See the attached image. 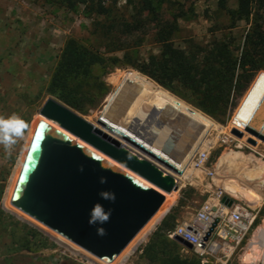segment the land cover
I'll return each mask as SVG.
<instances>
[{"label":"rangeland","instance_id":"obj_1","mask_svg":"<svg viewBox=\"0 0 264 264\" xmlns=\"http://www.w3.org/2000/svg\"><path fill=\"white\" fill-rule=\"evenodd\" d=\"M141 1L136 0L138 6ZM108 4L111 5L112 0H108ZM153 4L164 19L178 18L180 32L175 38L176 44L185 46L187 41L193 40L206 46L224 39L233 41L232 48L239 56L250 24L240 21L234 29L228 28L229 18L219 11L216 0H170V3L153 0ZM229 6L236 8V0H231ZM134 13L133 6H128L124 0L112 7L110 17L96 14L88 5L68 9L63 0H0V121H7L0 126V264H102L75 244L66 243L22 217L9 208L7 202L23 171L36 125L43 117L40 110L48 98L64 104L49 94L47 88L69 38L78 40L82 46L98 51L108 59H123L125 54H130L143 61L160 53V45L155 40L156 23L146 13L141 20L143 24L135 30L121 28L119 33H113L112 39L103 34V28L111 22H132ZM261 72L264 73V70L253 76L246 74V90L233 96L224 124L206 115L214 127L205 135V140L184 171L185 178L123 143L128 156L132 157L130 152L136 153L156 174L172 172L178 177L175 186L179 188L175 190L174 187L171 193H166L158 186H152L164 193L166 199L175 193L173 202L163 216L145 230L143 228L144 232L139 233L142 234L133 249L129 253L125 250L121 257L118 256L116 264H143L141 254L169 214H172L168 220L172 227L163 229L162 234L174 240L169 233L191 222L205 202L220 192L254 210L256 219L253 225L239 243L228 239L225 244L215 237L214 241H218L221 247L213 253L201 256L182 245L184 249L179 251L180 254H196L204 263L210 264H264V247L260 244L264 239V143L252 146L247 142L249 134L246 133L243 139L231 134V129L235 127L231 121L235 110ZM130 74L141 78L138 86L146 88L148 83L159 86L132 67H98L93 78L80 88L92 102L86 103L83 111L73 110L89 122L96 123ZM159 87L179 103L197 109L183 98ZM134 103L127 108L130 110ZM128 109L116 115L117 118H111L121 123ZM195 111L203 114L200 110ZM14 116L19 119H12ZM125 123L129 124L128 121ZM164 133L167 136L170 134L168 128ZM203 150L204 155L201 153ZM33 229H38L50 240L46 242L42 234L38 235Z\"/></svg>","mask_w":264,"mask_h":264},{"label":"water","instance_id":"obj_2","mask_svg":"<svg viewBox=\"0 0 264 264\" xmlns=\"http://www.w3.org/2000/svg\"><path fill=\"white\" fill-rule=\"evenodd\" d=\"M252 84L243 102L236 109L237 115L231 120L235 126L231 129V134L243 139L247 133L250 135L247 142L257 146L258 142L264 143V94L256 103L255 95L252 94ZM254 103H256L255 109L247 122L243 124L238 118L241 111L251 109ZM167 112H172L177 121L195 128L185 150L178 156L170 155L181 162L202 134L204 125L196 122L190 115L180 113L174 106H169ZM155 114H157V121L165 127L174 122L160 112ZM40 115L45 119L61 123L63 134L67 137L72 136L88 141L91 136H95L116 149L125 148L123 143H127L178 176L184 175V172L167 159L155 154L134 138L113 128L100 118L96 123H91L54 98L46 100ZM111 134L116 135L117 138ZM130 153L144 161L136 153ZM167 154L170 153L167 152ZM101 178H105L106 182L101 183ZM178 188L175 186V190ZM101 192L114 193L115 200L102 199ZM22 193L29 209L37 211L51 224L67 229L73 236L74 244L97 255L108 253L116 257L127 249L143 230L146 222L153 218L166 202L164 193L153 188H144L134 180L132 175L124 171H113L100 159L87 154L83 148L74 146L62 136L53 133H46L41 139L38 158L27 176ZM221 203L231 208L235 200L224 196ZM94 205L102 214H107L110 210L111 214L105 224L89 223V213ZM219 222V218L214 219L203 239L202 247ZM97 228H103L105 234L99 235ZM174 240L188 250L194 249L193 244L179 236H176Z\"/></svg>","mask_w":264,"mask_h":264},{"label":"trees","instance_id":"obj_3","mask_svg":"<svg viewBox=\"0 0 264 264\" xmlns=\"http://www.w3.org/2000/svg\"><path fill=\"white\" fill-rule=\"evenodd\" d=\"M120 0H63L66 8L88 5L93 12L110 17L112 7ZM133 6L132 22H111L103 28V34L113 38L121 28L132 31L142 25L143 14L156 23L155 40L160 45V53L150 55L147 60L138 61L130 54L123 59L105 58L100 52L84 47L74 38H69L62 50L59 62L48 84L47 92L77 111H83L92 100L80 88L93 78L96 68L132 67L165 90L183 98L186 102L224 124L232 106V98L246 89L245 76H253L264 70V0H236L237 7L231 8V0H216L219 11L229 18L230 29L238 22L245 21L250 29L245 35L241 52L237 56L232 48L233 41L215 40L209 45H201L193 40L185 46L178 45L175 38L180 32L178 18L164 19L157 12L153 0H124ZM170 3V0H157ZM114 33V34H113ZM180 90V91H179ZM182 90V93H181ZM169 214L145 247L140 259L143 264H210L204 263L196 254L182 256L184 247L167 235L163 229L172 227ZM38 235V229H33ZM44 240H50L44 233ZM29 249L30 246H28Z\"/></svg>","mask_w":264,"mask_h":264},{"label":"bare ground","instance_id":"obj_4","mask_svg":"<svg viewBox=\"0 0 264 264\" xmlns=\"http://www.w3.org/2000/svg\"><path fill=\"white\" fill-rule=\"evenodd\" d=\"M140 79L141 78H139L137 75L133 77L130 74L126 78V80H124V84L120 86L114 93V97L110 102L107 103L99 118L108 123L113 128H116L126 135L134 138L135 140L152 150L155 154L161 156L164 159H167L176 168L184 172L188 168L195 152L205 140V135L212 127H214V124L200 112L179 103L178 100L174 99L168 92L162 90L159 86L151 83H148L146 85V88L138 86L137 84H139ZM252 87V94L255 95V102L257 103L264 94L263 72L259 73L255 78ZM135 98H137V101H135ZM133 101L135 103L129 110L127 107L130 106ZM241 102H243V99ZM256 103L252 105L251 109L246 111L244 109L241 111L238 118L243 124L247 122L248 118L252 114L253 110L256 107ZM169 106H174L175 108H177V110H179L180 113L188 114L196 122L204 125L202 134L197 138L191 150L187 153V155L181 162L176 161L173 157L180 155L185 150L186 146L192 138V135L195 132V128L177 121L176 116L172 114V112H167ZM144 107H147L148 110H146ZM127 109L128 112L126 115H124L122 122H115L114 119L117 118L116 115H121L122 112L127 111ZM191 111L193 113H191ZM155 112H160L162 115L164 114V116L167 115L168 118L174 121L172 124H170V126L167 127L168 131L170 132L168 136L166 133H164L167 128L157 121V114H155ZM237 112L238 110H235L233 117L237 115ZM111 116H115V118L113 117L114 119H112ZM127 121L129 124L125 123ZM61 126V123L53 122L51 120L45 119L44 117H42L38 121L32 141L30 142L27 149L29 154L25 159L23 171L21 172L22 175L20 174L21 179L19 178L15 189L8 199L7 205L22 217L35 224L40 225V227L47 229L46 231L55 234L66 243L74 244V239L71 233L67 229L56 226L55 224H51L48 220L44 219L42 215H40L37 211L29 209L25 204L24 196L22 193V187L27 180V176L32 170L38 158L41 139L46 133H53L62 136L72 145L81 147L87 154L100 159L113 171L127 172L129 175L133 176L134 180L138 184L146 189H151L152 186L155 185L166 193H171L172 190H174L176 179L178 177H176L172 172L156 174L152 171L150 165H147L144 161L138 159L135 156H128L125 153V148L116 149L95 136H91L88 141H82L72 136L67 137L63 134V129ZM131 128L135 130H131ZM111 136L117 138L114 134H111ZM167 152L170 154H167ZM170 155H172L173 157ZM185 176L186 174H184L182 178H185ZM174 194L175 193H172L171 195L167 194L168 196L165 204L153 218L146 222L144 230L150 224H152L165 214V212L170 208L173 202ZM144 230L142 231V233L144 232ZM200 232L202 233V235H204L206 231L205 229H200ZM141 234H139V236H137V238L129 245L125 253H129L133 249L134 244L137 242ZM260 244L262 245V247H264V239L260 241ZM80 248L85 250V254L89 255L102 264H116L121 257L120 256L118 258L115 255L108 253L97 255L82 247ZM213 249L215 250L216 248Z\"/></svg>","mask_w":264,"mask_h":264},{"label":"built area","instance_id":"obj_5","mask_svg":"<svg viewBox=\"0 0 264 264\" xmlns=\"http://www.w3.org/2000/svg\"><path fill=\"white\" fill-rule=\"evenodd\" d=\"M204 155V150L201 152ZM225 196L223 192L216 194L209 198L201 211L195 216V218L188 223L179 226L176 230L169 233V237L174 239L179 236L186 241L193 244L196 252L201 256L215 252L219 245L218 241H214V238L225 244L228 242L239 243L243 236L253 225L256 219V213L249 207H245L235 201L231 208L225 207L221 203V199ZM216 210V211H214ZM215 218H219L220 222L212 233L208 241L202 247L204 237L208 233ZM200 229H205V234L202 235ZM213 248H216L215 250Z\"/></svg>","mask_w":264,"mask_h":264},{"label":"clouds","instance_id":"obj_6","mask_svg":"<svg viewBox=\"0 0 264 264\" xmlns=\"http://www.w3.org/2000/svg\"><path fill=\"white\" fill-rule=\"evenodd\" d=\"M12 119H19L18 117H13ZM4 123H7V121H0V126H2ZM105 178H101V183H105ZM100 196L102 199H110L112 201L115 200V194L114 193H107V192H101ZM110 210L107 211V214H102L100 211L97 210V206H93V210L89 213V223L92 225H103L108 221V218L110 216ZM97 233L99 235H104V229L103 228H97Z\"/></svg>","mask_w":264,"mask_h":264}]
</instances>
